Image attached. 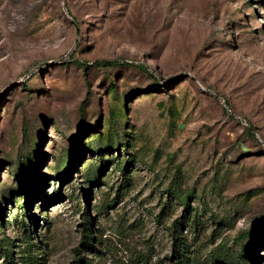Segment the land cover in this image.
Returning a JSON list of instances; mask_svg holds the SVG:
<instances>
[{
    "label": "rangeland",
    "instance_id": "rangeland-1",
    "mask_svg": "<svg viewBox=\"0 0 264 264\" xmlns=\"http://www.w3.org/2000/svg\"><path fill=\"white\" fill-rule=\"evenodd\" d=\"M257 227L264 0H0V264H264Z\"/></svg>",
    "mask_w": 264,
    "mask_h": 264
},
{
    "label": "trees",
    "instance_id": "trees-1",
    "mask_svg": "<svg viewBox=\"0 0 264 264\" xmlns=\"http://www.w3.org/2000/svg\"><path fill=\"white\" fill-rule=\"evenodd\" d=\"M81 65V64H79ZM117 64L115 62H108V61H101L96 62V67H102L104 69H108L111 67L116 66ZM28 189L30 188V181L28 183ZM28 193V192H27ZM30 198H28L29 200ZM263 227H257L252 232L247 233L246 235H242L241 239H244L251 235L252 237V248L253 251H247V248L244 247V257L252 259V256L254 253L259 250L261 247L264 246V233L262 232ZM182 238L181 237H175L174 238V246H173V258L176 260L175 264H189V260H187L185 253L182 251Z\"/></svg>",
    "mask_w": 264,
    "mask_h": 264
}]
</instances>
